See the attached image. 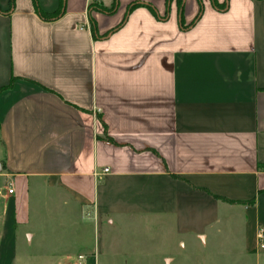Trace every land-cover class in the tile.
Returning a JSON list of instances; mask_svg holds the SVG:
<instances>
[{"label": "crops", "instance_id": "crops-1", "mask_svg": "<svg viewBox=\"0 0 264 264\" xmlns=\"http://www.w3.org/2000/svg\"><path fill=\"white\" fill-rule=\"evenodd\" d=\"M0 167V253L35 188L99 228H172L165 264L232 259L234 222L264 264V0H0Z\"/></svg>", "mask_w": 264, "mask_h": 264}, {"label": "rangeland", "instance_id": "rangeland-1", "mask_svg": "<svg viewBox=\"0 0 264 264\" xmlns=\"http://www.w3.org/2000/svg\"><path fill=\"white\" fill-rule=\"evenodd\" d=\"M37 193L38 190L33 188L30 223L25 229L18 228L20 240L15 242V250L13 253L1 252L0 264H165L162 253L183 251L177 247L178 235L167 226L129 221L113 226L105 224L103 228H99L87 214L69 211L68 205L62 203L53 206L56 210L48 208V205L43 207L44 210H39ZM21 228L24 229L22 234ZM240 229V225L234 222L229 223V232L225 227H219L213 232L218 237L229 233L232 259L214 255L213 258L202 260V263L259 264L256 255L239 252L242 249ZM28 232L34 233L30 244L28 238L31 236L25 235ZM79 234L85 240L90 239L96 246L95 255L92 258L85 257L82 262L77 258L79 250L73 241ZM249 237L250 245L253 246L255 239L252 234ZM184 253L177 260L179 264H198L196 248L192 247Z\"/></svg>", "mask_w": 264, "mask_h": 264}, {"label": "built area", "instance_id": "built-area-1", "mask_svg": "<svg viewBox=\"0 0 264 264\" xmlns=\"http://www.w3.org/2000/svg\"><path fill=\"white\" fill-rule=\"evenodd\" d=\"M108 171V168H103L102 172H107ZM7 192L8 193H12L13 192V188L12 187H7ZM257 238L259 241H263L264 240V232L263 231H259L257 233ZM260 247H264V244L263 243H260ZM79 259H84L85 256L83 255H79L78 256Z\"/></svg>", "mask_w": 264, "mask_h": 264}, {"label": "trees", "instance_id": "trees-1", "mask_svg": "<svg viewBox=\"0 0 264 264\" xmlns=\"http://www.w3.org/2000/svg\"><path fill=\"white\" fill-rule=\"evenodd\" d=\"M134 5H135V4H131V5L129 6V8H128V11H130Z\"/></svg>", "mask_w": 264, "mask_h": 264}, {"label": "water", "instance_id": "water-1", "mask_svg": "<svg viewBox=\"0 0 264 264\" xmlns=\"http://www.w3.org/2000/svg\"><path fill=\"white\" fill-rule=\"evenodd\" d=\"M1 168V167H0Z\"/></svg>", "mask_w": 264, "mask_h": 264}]
</instances>
